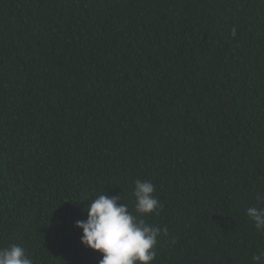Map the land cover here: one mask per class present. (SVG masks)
<instances>
[{"label": "trees", "instance_id": "1", "mask_svg": "<svg viewBox=\"0 0 264 264\" xmlns=\"http://www.w3.org/2000/svg\"><path fill=\"white\" fill-rule=\"evenodd\" d=\"M137 179L151 264L264 253V0H0V248L99 264L75 222Z\"/></svg>", "mask_w": 264, "mask_h": 264}, {"label": "clouds", "instance_id": "2", "mask_svg": "<svg viewBox=\"0 0 264 264\" xmlns=\"http://www.w3.org/2000/svg\"><path fill=\"white\" fill-rule=\"evenodd\" d=\"M156 186L148 180L135 181L134 213L119 196L101 194L89 202L86 220H77L82 229L81 243L99 253V264H151L156 258L158 238L167 235V228L149 225L144 215L158 213L161 205L154 195ZM258 203H264V193H258ZM249 219L257 230L264 231V207H249ZM254 264H264V253L253 256ZM0 264H32L24 248L17 244L0 248Z\"/></svg>", "mask_w": 264, "mask_h": 264}]
</instances>
